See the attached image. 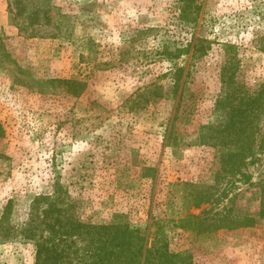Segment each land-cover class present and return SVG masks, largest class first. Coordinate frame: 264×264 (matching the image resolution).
Listing matches in <instances>:
<instances>
[{
  "label": "rangeland",
  "instance_id": "1",
  "mask_svg": "<svg viewBox=\"0 0 264 264\" xmlns=\"http://www.w3.org/2000/svg\"><path fill=\"white\" fill-rule=\"evenodd\" d=\"M176 1L0 0V220L11 201V224L26 226L34 198L52 193L57 179L91 222L109 223L121 212L141 224L150 210L168 221L190 213L212 222L228 209L234 216L259 210L264 154L243 170L250 180L219 181V201L199 208L174 185H213L221 167L215 148L194 142L198 124L214 120L221 55L178 62L187 67L175 125L184 138L163 141L181 93L173 96L168 70L174 63L152 52L175 29ZM148 28L155 30L139 33ZM194 31L234 44L240 77L249 85L264 82V0H204ZM58 78L85 81L87 88L71 96ZM154 84L165 96L131 109L136 91ZM145 166L160 174L156 190L141 174ZM171 236V248L189 250L193 264H264V221L202 236L178 229ZM35 252V243L20 236L0 241V264H34Z\"/></svg>",
  "mask_w": 264,
  "mask_h": 264
},
{
  "label": "trees",
  "instance_id": "2",
  "mask_svg": "<svg viewBox=\"0 0 264 264\" xmlns=\"http://www.w3.org/2000/svg\"><path fill=\"white\" fill-rule=\"evenodd\" d=\"M203 1L177 0L173 11L175 29L166 31L168 33L163 42L152 52L156 59L174 63V67L168 70L174 79L173 96L181 93L178 108L163 136L166 145L178 144L184 138L175 125L180 118L179 109L186 83L182 78L187 67L178 62L183 58L185 61H202L213 52L222 56L217 77L221 88L212 107L214 120L198 124L194 139L197 144L216 149V158L221 164L216 182L213 185L184 181L174 183L184 188L186 200L195 208L203 203L219 201L216 190L219 181L238 175L250 180L243 170L255 164L264 154V82L249 85L240 77V58L234 44L212 40L194 31L199 25ZM150 30L155 28L139 33L147 34ZM186 31L191 32L190 38L184 36ZM55 81L74 97L82 95L87 88L85 81L73 78H58ZM154 85L153 88L136 91V96L130 100L135 105L131 109L147 108L155 98L165 96L163 87ZM3 134L0 125V136ZM156 172V167L145 166L141 173L150 179L155 190L160 175ZM260 185L259 210L244 211V214L242 209L237 210L244 216H234L232 209H228L214 214L210 218L212 222L207 217L190 213L168 221L150 210L148 219L136 224L128 221V213L121 212H114L109 223L83 220L79 212L80 199L57 179L52 193L34 198L30 219L21 229L11 224L13 203L8 202L0 220V241L19 236L33 241L36 246L34 264H193V255L189 250L171 248L172 232L181 229L185 233L202 236L221 228L253 227L262 223L264 182ZM183 197L185 199L184 194ZM153 225L156 230L152 233ZM152 236L153 240H150Z\"/></svg>",
  "mask_w": 264,
  "mask_h": 264
}]
</instances>
